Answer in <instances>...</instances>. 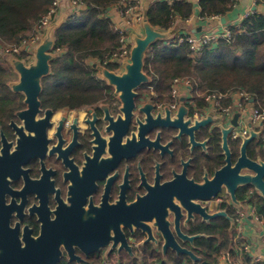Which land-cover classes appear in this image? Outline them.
Wrapping results in <instances>:
<instances>
[{"label": "flooded vegetation", "instance_id": "flooded-vegetation-1", "mask_svg": "<svg viewBox=\"0 0 264 264\" xmlns=\"http://www.w3.org/2000/svg\"><path fill=\"white\" fill-rule=\"evenodd\" d=\"M99 74L107 86L90 103L53 106L39 94L30 109L26 94L13 88L17 102L0 107V251L15 238L28 247L40 238L58 254L56 264H140L143 253L183 254L164 247L156 218L191 249L199 236L191 226L211 220L195 206L208 213L223 210L222 202L235 206L238 189L253 184H238L235 198L223 187L204 203L200 187L226 163L228 127L205 114L191 88L161 103L147 77L132 88L127 105L123 90L103 70ZM230 135L231 129L227 145L234 164L239 154ZM176 223L197 237L183 239Z\"/></svg>", "mask_w": 264, "mask_h": 264}, {"label": "trees", "instance_id": "trees-1", "mask_svg": "<svg viewBox=\"0 0 264 264\" xmlns=\"http://www.w3.org/2000/svg\"><path fill=\"white\" fill-rule=\"evenodd\" d=\"M54 0H0V107L16 103L17 91L12 81L18 79L16 64L4 51L20 46L23 39H30L39 30L40 21ZM75 10L65 15L50 29L52 41L48 53L49 72L40 78L41 100L53 106H78L94 101L99 89L107 86L100 76L103 69L117 70L120 62L112 60L120 48V35L108 15L109 8L117 4L123 7L124 0H75ZM236 0H198L199 15L224 16L235 6ZM84 7L81 8L80 5ZM194 4L190 0H155L148 4L144 19L150 26L169 29L176 20H185L193 14ZM49 27V26H48ZM230 40L220 38L192 52L187 42H179L178 35L170 38L158 37L146 49L143 57V72L149 78L147 85L154 86L158 101H172L175 78L188 79L192 95L200 104L207 106L206 92L228 93L243 89L250 94L254 106L264 107V13L255 11L245 16L240 24L231 25ZM47 31V30H46ZM14 61H30V54L23 47L19 52L6 53ZM15 64V65H14ZM225 104L232 103L226 97ZM222 122V121H221ZM259 126L256 136L248 143L247 154L256 160H264V128ZM238 156L241 142L229 136ZM218 150V149H217ZM216 152L211 150L210 155ZM223 156L221 164H223ZM239 204L252 203L264 219V195L254 185H243L237 193ZM226 215L197 222L191 233H199L191 250L200 257L193 260L186 254L166 255L143 253L141 262L165 260L172 264H227L239 258L236 253L237 234L233 215L235 206L222 202ZM244 240V239H242ZM241 256L249 257L247 251ZM129 262L134 263L130 260ZM73 264V263H62Z\"/></svg>", "mask_w": 264, "mask_h": 264}, {"label": "water", "instance_id": "water-1", "mask_svg": "<svg viewBox=\"0 0 264 264\" xmlns=\"http://www.w3.org/2000/svg\"><path fill=\"white\" fill-rule=\"evenodd\" d=\"M225 20L224 17H222ZM160 37L159 32L153 29L149 24L146 26L145 37L137 38L136 44L131 49L130 62L126 64V71L119 75L116 72L103 69L104 74L110 80L123 90V97L127 105L130 104V96L133 94L132 88L147 81V76L143 72V57L146 49L150 43L156 38ZM51 40L41 43L37 50V60L35 64L26 65L23 61L16 63V69L19 72V81L13 85L16 90L23 91L26 94V101L30 109H35L39 104V94L41 91L40 78L49 72V58L48 53ZM239 112H235L231 120L233 125H237ZM209 121L206 118L204 122ZM231 128L223 130V149L225 150V164L216 170L214 177L211 180H206L205 184L200 187L199 195L203 198L204 203L217 196L225 187L233 198L238 184L251 182L264 195V160H256L247 156L246 147L248 143L256 136V132L242 141L240 153L237 160L232 164L230 157V150L227 145V133ZM242 169L251 170L252 174L241 173ZM192 207V206H190ZM159 212L164 213L163 205L158 207ZM191 210V208H189ZM196 212L203 215L206 219H213L216 216L226 215L224 210L208 213L205 207L195 206ZM149 217V216H148ZM143 228L149 229L145 222L140 223ZM158 228L162 230L164 237V247L171 245L177 249L178 252L188 255L193 260H200L191 249L185 248L179 244L176 238L171 234L166 227L167 221L163 220L161 216L156 218ZM176 230L178 235L183 239L193 241L196 235H187L180 231L179 224L176 223ZM48 245H43L41 239L33 240L30 246H22L20 241L15 238L6 244L1 245L0 264H56L58 254L49 253ZM201 264H211L207 261H201Z\"/></svg>", "mask_w": 264, "mask_h": 264}, {"label": "built area", "instance_id": "built-area-1", "mask_svg": "<svg viewBox=\"0 0 264 264\" xmlns=\"http://www.w3.org/2000/svg\"><path fill=\"white\" fill-rule=\"evenodd\" d=\"M73 4H76L75 0H71ZM58 7L59 0L53 1V6L43 14L41 18L40 28H46L49 24L55 21L58 17ZM81 8L84 7L83 4L80 5ZM121 15L125 19L128 24H133L135 22H140L144 20V14L139 4L138 0H124L123 7L119 6ZM250 12L246 13L245 16L249 15ZM212 18H218L217 15L209 16ZM114 23V22H113ZM114 29L120 35V48L118 51L114 52L111 59L120 62L119 68H126V64L129 62L127 58L131 54V44L127 37V32L124 26L114 23ZM45 32L39 30L38 33L33 35L29 40L23 39L20 46H16L13 48H6L5 53L10 51L19 52L23 47H26L27 44H37L38 40H40L41 36L44 35ZM41 34V36H40ZM233 31L231 29V25L224 26L221 29H212L206 32H203L199 35L193 34H179L178 41L179 42H187L189 44V48L192 52H197L201 50L205 45L211 43L212 41H217L220 38H225L230 40L232 38ZM29 52V51H28ZM190 87V83L188 79H180L175 78L172 93L177 94L180 91L188 90ZM230 97L232 103L225 104L223 100L226 97ZM205 101L207 102L205 114H211L217 117L219 120L223 122L226 127L231 128V134L233 138H239L243 141L245 138L249 137L252 132H258L257 129L259 126H263L264 128V107L254 106L251 101L252 98L250 94L243 89H239L236 91H230L228 93L209 91L206 92L204 96ZM174 107L175 104H172ZM235 112H239V116L237 119L238 124L233 125L231 120L234 116ZM262 128V129H263ZM251 216L255 222L261 223L264 227V219L260 216L257 211V207L252 203H244V204H235V213L232 217L234 222V227L236 228L237 234L234 238L237 243L236 253L239 256L238 259L233 261V264H264V255L261 252L250 256L251 252V244L244 242L241 237V233L246 227V219ZM247 251L249 253V257L241 256L244 252ZM144 264V263H140ZM148 264H172L165 260H154L149 261ZM185 264V263H182Z\"/></svg>", "mask_w": 264, "mask_h": 264}, {"label": "crops", "instance_id": "crops-1", "mask_svg": "<svg viewBox=\"0 0 264 264\" xmlns=\"http://www.w3.org/2000/svg\"><path fill=\"white\" fill-rule=\"evenodd\" d=\"M141 5L143 14L151 2L155 0H138ZM171 1V0H170ZM194 4L193 14L185 19H177L175 24L169 29H160L158 27L151 26L157 32H159L160 37L170 38L174 34H201L203 32L212 30V29H221L227 25H238L241 23L245 14L255 11L264 13V0H236L235 6L224 16H218V18L212 17H201L199 15L200 7L198 0H190ZM75 10V7L71 0H59L58 7V17L55 21L61 20L65 15H68L70 12ZM108 15L115 24L124 26L127 32L128 40L131 44V47L136 44L137 38L145 37L146 35V26L147 23L144 20L140 22H135L133 24H128L123 16L121 15L119 6L117 4L112 5L108 10ZM225 18V20L222 19ZM53 21L52 23H54ZM47 35H50L47 32ZM50 38V37H49ZM241 239H244V242L251 244L250 256L261 252L264 255V227L259 222L249 216L246 219V227L241 233ZM248 253V254H249ZM248 258V257H247ZM222 264H227L224 258L221 259Z\"/></svg>", "mask_w": 264, "mask_h": 264}, {"label": "rangeland", "instance_id": "rangeland-1", "mask_svg": "<svg viewBox=\"0 0 264 264\" xmlns=\"http://www.w3.org/2000/svg\"><path fill=\"white\" fill-rule=\"evenodd\" d=\"M58 21H55L54 23H52L54 26H55V24L57 23ZM52 24L50 25L49 24V27H47V31L45 30V33H44V35H42L41 36V34H40V36H41V38H40V40H38V43L37 44H27L28 46H27V51H29V54H30V57H29V59H30V61H28V62H26L25 64L26 65H31V64H35V62H36V60H37V50H38V47H39V45L41 44V43H44V42H46L47 40H50V35H47V32L50 34V30L48 31V28L50 29V26H52ZM135 45V44H134ZM5 53V52H4ZM5 55L7 56V58L12 62L13 61V63H17V62H19V61H14V59H12L11 57H10V55H8V54H6L5 53ZM127 60L130 62V56L127 58ZM22 61V60H21ZM14 64V65H15ZM116 71H118V72H120V71H122V72H125L126 71V68H121V69H117ZM19 80L17 79V80H15V81H12L11 82V84L12 85H14V84H16L17 82H18ZM224 191H226V190H224Z\"/></svg>", "mask_w": 264, "mask_h": 264}]
</instances>
